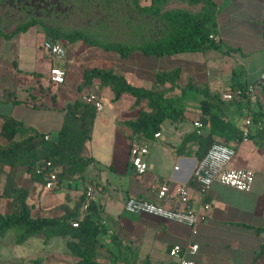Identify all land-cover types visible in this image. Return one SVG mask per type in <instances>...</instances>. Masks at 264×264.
Masks as SVG:
<instances>
[{"label":"crops","instance_id":"0c3cea01","mask_svg":"<svg viewBox=\"0 0 264 264\" xmlns=\"http://www.w3.org/2000/svg\"><path fill=\"white\" fill-rule=\"evenodd\" d=\"M209 1L214 5V38L219 48L202 52L155 56L135 51L122 58L115 51L77 40L64 41L65 56L57 60L48 58L42 49L45 36L36 26L13 37H0V116H11L39 132L54 135L62 125L64 109L80 94L95 92L100 98L102 107L97 110L91 138L83 150L91 162L81 175L47 190L44 184L31 181L21 168L15 172L16 183L29 188L27 203L33 216L58 218L64 213L58 208L60 204L72 209L88 188L93 189L97 219L103 227L93 246V259L98 264H176L168 249L190 243L198 245L195 253L187 254L195 264H264V130L255 125L264 119V0ZM139 2L148 6L151 0ZM166 4V11L198 15L206 1L167 0ZM147 22V37L145 32H138V39L155 35V25H151L155 24L154 17L147 16ZM104 38L110 39L108 35ZM155 60L160 65L153 64ZM53 66L65 71L62 84L50 81L49 69ZM92 67L113 68L130 84L146 89L154 84L157 71L178 68L179 92L171 93L175 98L188 83L206 87L210 95L219 99L211 106V113L227 122L225 126L216 125L227 138L212 136L235 148L230 168L253 171L250 191L214 182L203 193L192 180L202 155L199 136L211 133L209 117L199 105L201 95L185 94L180 100V116L165 120L158 137L139 140L125 122L135 120L145 110L146 102L135 106V98L127 94L114 101L111 89L101 86L98 79L80 88L84 69ZM248 84L255 88V99H223L224 92ZM247 118L252 120L248 126ZM195 121L202 124L199 130ZM245 130L248 138L243 140ZM132 140L145 142L149 148L147 170L141 175L130 163ZM8 171L9 167H4L0 173V193ZM166 180L172 191L180 183L188 187L187 200L181 203L175 198L171 205L191 210H202L205 203L210 205L206 219L193 229L187 224L124 209L129 196L153 200L157 187ZM7 210L8 200L0 198V214ZM15 239L14 229L0 237V264H75L79 260L67 247L69 241L78 242L70 236L45 239L40 233L21 243Z\"/></svg>","mask_w":264,"mask_h":264},{"label":"trees","instance_id":"16d2710c","mask_svg":"<svg viewBox=\"0 0 264 264\" xmlns=\"http://www.w3.org/2000/svg\"><path fill=\"white\" fill-rule=\"evenodd\" d=\"M188 1L194 3L199 0ZM205 1L203 12L191 15L181 10L160 13L159 8H162L167 0H151L148 6H141L138 0H133L135 8L154 16L163 25V29L138 45H123L102 42L99 35L96 36L97 30L92 31L93 36H90V33L85 31L60 33L58 29L53 28L46 17L50 18L52 14L57 13L61 17H66L76 8L74 0H0V37H13L36 26L49 41L82 40L87 45L115 51L122 58L135 51L155 56L202 52L210 48H219L214 39L216 33L214 5L209 0ZM16 15L23 18L14 20L16 25L10 32L2 30L1 28L13 23L10 19ZM179 77L178 68L157 71L154 84L150 89H146L130 84L113 68L92 67L84 69L80 88L88 87L94 79H98L101 86L111 89L114 101L122 94H127L135 98V106L146 102L145 110H141L135 120L125 122L139 140L152 137L165 120L177 119L181 113L180 100L185 94L192 92L201 95L202 99L199 102L201 112L208 115L211 129L208 136H199L201 158L214 142H221L212 135L227 138L226 134L216 128V125L225 126L227 122L211 113V106L219 99L216 95H210L206 87L188 83L180 88L178 98L172 96L171 93L180 87ZM96 113L97 110L92 105L84 103L80 98L76 99L64 109L62 125L54 135L39 132L11 116H0V173L4 167H9L0 193V198L8 200L7 213L0 214V237L9 229L16 231L17 243L40 233L45 239L53 236H70L78 241L67 242L68 249L79 258L75 264H98L93 259V246L103 227L97 219L95 203L92 201L83 209V194L72 209L65 203L60 204L58 208L64 213L58 218L33 216L27 203L29 188L19 186L15 181V172L18 168L27 173L31 181L42 184H45L46 176L50 172H55L57 183L63 180L72 181L77 175H81L91 162V158L85 156L83 150L91 138ZM45 135H49V138L45 139ZM66 200L68 201V196ZM80 209L82 212H79ZM74 221L77 222V226H72Z\"/></svg>","mask_w":264,"mask_h":264},{"label":"built area","instance_id":"2783aa9c","mask_svg":"<svg viewBox=\"0 0 264 264\" xmlns=\"http://www.w3.org/2000/svg\"><path fill=\"white\" fill-rule=\"evenodd\" d=\"M42 49L55 59H61L65 56V48L58 42L43 40ZM64 77L65 71L62 68L53 66L49 69V79L52 83L57 85L62 84ZM241 96H247L252 100L255 99L254 86L248 84L230 89L222 94L223 99L226 100ZM80 99L84 103L92 105L96 110H100L102 107L100 98L95 92L82 94ZM251 122V118L245 120L247 126ZM193 124L197 130L202 126L199 121H195ZM255 125L257 129L264 130V119L258 120ZM154 136L158 137L159 132H155ZM44 138L48 139L49 135H45ZM247 138L248 131L245 130L242 134V139L245 140ZM148 152L147 143L138 140L130 142V163L138 175L145 173L147 170L146 156ZM234 156L235 148L225 142H214L207 149L205 154L197 161L192 173V180L198 184L201 192L206 193L214 182H219L239 191H250L254 179L253 171L247 168H230L228 165ZM46 164L48 165V163ZM56 186L57 178L55 172L48 173L44 187L47 190H52ZM94 196V191L91 188H88L84 192L83 209L87 208L89 203L94 200ZM175 198L180 200L181 203L185 202L188 198V187L180 183L172 191L170 182L166 180L157 187L153 200L129 196L124 202V209L129 213L153 215L166 220L187 224L192 229L196 224L206 219L207 210L210 208L208 203L202 206V210H191L182 208L179 205H171ZM72 226H77V222L74 221ZM197 247L196 243H190L185 247L175 244L168 249V255L175 258L176 264H195L192 259L187 257V254L195 253Z\"/></svg>","mask_w":264,"mask_h":264},{"label":"rangeland","instance_id":"374dc122","mask_svg":"<svg viewBox=\"0 0 264 264\" xmlns=\"http://www.w3.org/2000/svg\"><path fill=\"white\" fill-rule=\"evenodd\" d=\"M76 8L71 11L70 14H67L66 17H61L59 13L52 14L50 18L46 17V20L50 21V24L53 28L58 29L60 33H71L74 31H85L90 36L92 31L97 30L100 39H106L109 43H120L123 45H138L143 40L138 39V32L140 34L144 33L147 37L148 32V22L147 16H151L148 12L140 11L134 7L133 0H74ZM139 5H142L139 2ZM167 4L162 6L160 9V13L166 11L165 8ZM21 17L20 15H16V17L11 18L10 21L13 22L8 27L1 28L5 32H10L14 26V20ZM154 17V16H153ZM23 18V16L21 17ZM20 19V18H19ZM153 20V18H151ZM155 30L152 31L150 26V30L155 34L163 29V25L156 20L154 17ZM102 21V22H101ZM103 28V29H101ZM39 31L40 28L37 27ZM140 30V31H139ZM106 33V34H105ZM108 35L109 38H104V36ZM47 40V39H45ZM56 42L60 44H64L63 40H57ZM64 46V45H63ZM69 52L72 53L71 47ZM47 57H49L46 52ZM46 57V58H47ZM62 59V58H61ZM57 59V60H61ZM71 59V57H69ZM156 66L160 61H153ZM172 61L171 63H174ZM160 65V64H159ZM174 92L178 93V90H174ZM81 94L78 96L80 98ZM55 119L53 120L54 123ZM12 233V231H10Z\"/></svg>","mask_w":264,"mask_h":264}]
</instances>
